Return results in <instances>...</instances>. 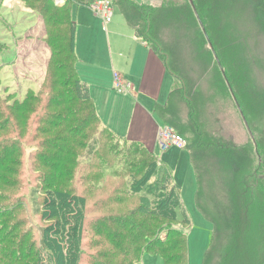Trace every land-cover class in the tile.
<instances>
[{"label": "rangeland", "instance_id": "obj_1", "mask_svg": "<svg viewBox=\"0 0 264 264\" xmlns=\"http://www.w3.org/2000/svg\"><path fill=\"white\" fill-rule=\"evenodd\" d=\"M134 1L161 11L155 10L153 23L158 41L147 37L148 45L157 47V59L177 78L170 121L188 141L196 166L186 149L166 155L157 145L155 155L179 185L191 221L188 264H264V0H193L204 29L190 0H169L163 10L165 0ZM52 7L50 0H0V264H48L42 234L57 221L48 220L54 209L45 201L51 204L55 191L83 201L90 212L86 230L93 234L95 210L128 214L147 188L131 202L119 201L131 186L126 172L136 146L128 134L102 122L112 138L103 135L101 143L94 130L66 146L61 127L49 132L41 126L44 106L28 98L41 93L52 60L48 38L60 16L56 11L51 18ZM71 12L79 23L77 66L86 81L92 50L110 64L107 38L124 56L133 31L116 3L108 24L91 6H72ZM111 88L128 93L114 89L113 76ZM41 144L67 153L57 166L43 163L45 151L49 158L56 152L39 154ZM133 185L137 192L140 185ZM135 264L165 263L146 251Z\"/></svg>", "mask_w": 264, "mask_h": 264}, {"label": "trees", "instance_id": "obj_2", "mask_svg": "<svg viewBox=\"0 0 264 264\" xmlns=\"http://www.w3.org/2000/svg\"><path fill=\"white\" fill-rule=\"evenodd\" d=\"M94 1L65 0V4L59 6L56 5L55 0H50L53 6L51 18L56 16V11L60 13V16L54 18L53 32L48 38L53 51L52 60L40 93L43 97H40V94H33L32 98H28L44 106L40 119L41 126L50 128L49 132L61 127L60 132L64 134V138L60 141L66 146L69 142L78 145L75 139L86 138L94 130L99 132L97 138L101 143L102 140L111 137L109 129L101 127V120L97 115L88 85L80 78L77 69L76 22L71 9L74 5L90 6ZM115 1L118 2L125 19L138 37L147 44H149L147 37L154 41L157 39L153 23L158 19L154 18L155 10L161 12L160 9L148 5L140 6L134 0ZM168 2L169 0L164 1L161 10L165 9ZM62 27H66L65 30ZM206 33L210 35V32ZM149 47L157 54V47ZM170 106L169 102L168 106L159 108L158 111L166 124L174 127L170 121L174 115ZM103 135H107L106 138ZM132 146H136L135 153L131 164L129 163L131 168L126 172L131 186L127 188L129 193L121 192L127 194L119 201L131 202L135 197L133 195L143 191L146 186L144 194L139 196V204L125 215L95 210L94 222L89 228L93 232L91 233L93 238H88L91 236L86 230L90 213L88 208L84 206L83 201L70 197L65 192L55 191L50 196L51 204L48 203L49 200L45 201L46 208L51 205L54 209L53 213L48 215L50 217L48 220L57 221V224L50 226L42 234V247L49 252L48 264H135L140 255L146 251L160 254L165 264H188L185 231L191 225V221L180 197V187L170 182L169 169L158 161L155 154L143 146L134 143ZM40 147L42 149L39 154H42L46 148L54 149L56 152L49 158L45 155L48 152L45 151L43 163L47 160L53 164L59 163L60 155L67 153V150L56 144L51 146L41 144ZM158 165H161L160 171ZM148 170L154 172L150 173ZM113 179L119 177L115 175ZM135 183L137 187L140 185L137 192L132 191ZM95 207L100 208L97 205ZM104 208L106 207L103 206L101 209ZM139 215L140 220H137ZM163 234L166 235L165 238H162Z\"/></svg>", "mask_w": 264, "mask_h": 264}, {"label": "crops", "instance_id": "obj_3", "mask_svg": "<svg viewBox=\"0 0 264 264\" xmlns=\"http://www.w3.org/2000/svg\"><path fill=\"white\" fill-rule=\"evenodd\" d=\"M116 4L118 5V2ZM75 22V51L77 55V28L79 23L76 20ZM129 27L133 33H127V39L130 41L127 54L123 56L114 47V38L111 36V38H107L111 53L110 64L104 57L93 56L96 50L95 47L90 55L91 62L87 64L89 68L85 71L86 75L84 73L83 75L94 100L97 115L101 120L100 124L102 122L108 123L117 133L121 130L122 135L128 134V140L132 141V144L143 146L155 154L158 145V130L166 124L165 119L158 110L168 106L171 101L177 78L169 72L165 63L163 64L162 61L157 59L152 48L137 36L130 25ZM112 34L116 36L115 33ZM113 72L120 73L124 81L130 84L133 83L134 91L122 94L113 90L111 88ZM110 118L119 124L118 128L111 126ZM174 150L176 149L172 148L165 154L169 155ZM186 150L191 158L187 154L185 157L192 166H195L192 151L189 148ZM182 151L184 150L179 152L182 154ZM163 163L165 164V162Z\"/></svg>", "mask_w": 264, "mask_h": 264}, {"label": "built area", "instance_id": "obj_4", "mask_svg": "<svg viewBox=\"0 0 264 264\" xmlns=\"http://www.w3.org/2000/svg\"><path fill=\"white\" fill-rule=\"evenodd\" d=\"M57 4H64L65 0H55ZM114 5L115 0H95L91 2V9L95 11L97 15L103 18L106 24L110 23L114 17ZM114 89L120 92L131 93L134 91L132 84L124 81L122 76L118 72H114ZM157 144L160 150L164 153L170 149L185 150L189 147L188 141L179 134L176 129L170 125H163L158 130Z\"/></svg>", "mask_w": 264, "mask_h": 264}, {"label": "water", "instance_id": "obj_5", "mask_svg": "<svg viewBox=\"0 0 264 264\" xmlns=\"http://www.w3.org/2000/svg\"><path fill=\"white\" fill-rule=\"evenodd\" d=\"M190 2H191L192 6H193V8H194L195 14H196V16H197V19H198V21H199L201 27L204 29V25H203V23H202V21H201V19H200L199 13H198V11H197V8H196L195 5H194L193 0H190ZM204 32H205V34H207L206 31H204ZM206 37H207V35H206ZM207 38H208V37H207Z\"/></svg>", "mask_w": 264, "mask_h": 264}]
</instances>
